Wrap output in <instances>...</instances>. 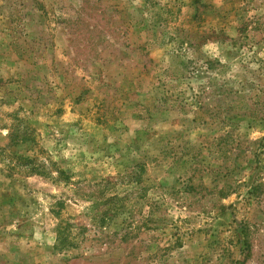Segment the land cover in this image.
<instances>
[{
  "label": "rangeland",
  "instance_id": "obj_1",
  "mask_svg": "<svg viewBox=\"0 0 264 264\" xmlns=\"http://www.w3.org/2000/svg\"><path fill=\"white\" fill-rule=\"evenodd\" d=\"M0 264H264V0H0Z\"/></svg>",
  "mask_w": 264,
  "mask_h": 264
},
{
  "label": "trees",
  "instance_id": "obj_2",
  "mask_svg": "<svg viewBox=\"0 0 264 264\" xmlns=\"http://www.w3.org/2000/svg\"><path fill=\"white\" fill-rule=\"evenodd\" d=\"M105 220V218H104ZM61 228V226H60ZM65 230L62 229H58V233H59V237H58V243L60 244V246H65L68 240V236L67 234L64 232ZM59 246V245H58Z\"/></svg>",
  "mask_w": 264,
  "mask_h": 264
}]
</instances>
